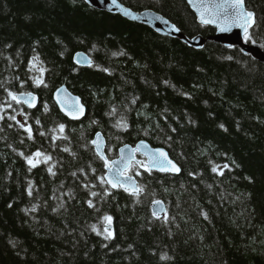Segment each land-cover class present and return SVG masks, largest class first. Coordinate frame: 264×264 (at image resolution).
Returning <instances> with one entry per match:
<instances>
[{"label": "trees", "instance_id": "obj_1", "mask_svg": "<svg viewBox=\"0 0 264 264\" xmlns=\"http://www.w3.org/2000/svg\"><path fill=\"white\" fill-rule=\"evenodd\" d=\"M117 1L188 38L214 35L184 0ZM245 6L256 43L244 42L264 53V0ZM79 52L91 67L74 63ZM61 86L81 98L82 120L58 111ZM10 91L37 95L38 107ZM98 132L109 161L144 140L181 173L133 165L142 191L111 190L92 146ZM37 151L51 159L30 169L20 153ZM155 201L164 217L152 214ZM105 215L111 239L91 227L103 233ZM0 264H264V63L211 41L194 50L83 0H0Z\"/></svg>", "mask_w": 264, "mask_h": 264}, {"label": "water", "instance_id": "obj_2", "mask_svg": "<svg viewBox=\"0 0 264 264\" xmlns=\"http://www.w3.org/2000/svg\"><path fill=\"white\" fill-rule=\"evenodd\" d=\"M189 7L190 11L194 14L196 21L198 24L202 26H208L214 29V35L208 37L207 39L202 36H196L193 38H188L185 36L180 30L172 31V27L175 26L169 20L164 18L162 15L151 11V10H143L140 12L133 11L120 2L116 0V5H113L112 0H83V2L90 7L99 12H104L110 15L119 16L131 23L139 24L145 26L152 30L155 34L178 40L182 44L186 45L189 48L194 50H202L205 43L207 41H211L213 43L223 45L224 47H238L245 55L251 56L253 59L258 62L264 63V53L256 44H248L244 42V32L243 29L236 26H231L230 30L221 31L220 27H228V24L225 22V13L224 11L218 7V5H227L230 0H184ZM200 11H204L205 15L209 18H214L215 23L202 24L200 21ZM175 28H177L175 26ZM74 63L81 68H89L92 65V61L90 58L82 53H76L73 56ZM29 93L18 95V99L20 103L25 106L29 110H35L39 104V98L37 95L31 93L32 96L35 97V100L32 101L31 97H28ZM27 99V102H25ZM52 100L56 105L58 111L63 115L67 120L76 122L82 120L86 115V107L83 104L81 98L75 94H73L66 86H61L57 88L52 96ZM82 110V111H81ZM75 117V118H74ZM101 136V140L98 141L101 144V151L106 156V139L103 134L98 132ZM97 139V133L94 135L93 140ZM92 146L97 154L96 145L92 143ZM156 150H163L167 153L168 158L176 164V166L180 169L178 163H176L169 155V153L159 147H152L148 142L141 140L137 142L135 145H123L118 149V156L116 159L112 161H119V163L113 164L112 161H109V164L112 168V173H115L118 169L120 170L119 179L124 181L126 177L131 176L128 174L129 169L132 165H137V161L142 162L138 159L142 157L144 159V163H148V153L155 152ZM124 156V160H121V156ZM100 158V156L97 154ZM131 157V160H129ZM108 159V158H107ZM104 161V160H103ZM127 164L128 168L125 169L124 165ZM140 167V166H139ZM151 172H156L159 174H169L177 176L181 173L180 171L171 172V171H161L159 169H152ZM111 173H109L108 167L105 170V176L111 177ZM104 176V177H105ZM132 180L137 185V180L134 176H131ZM107 184V183H106ZM111 190H117L119 188L125 190L128 188V191L133 194V189L131 187V182L124 183L123 187H112L110 184H107ZM140 193V192H139ZM138 193V194H139ZM163 209V210H161ZM152 214L155 212V217H164L166 215V207L163 203L160 204L153 203L151 205Z\"/></svg>", "mask_w": 264, "mask_h": 264}, {"label": "snow or ice", "instance_id": "obj_3", "mask_svg": "<svg viewBox=\"0 0 264 264\" xmlns=\"http://www.w3.org/2000/svg\"><path fill=\"white\" fill-rule=\"evenodd\" d=\"M190 2H193V0H190ZM113 5H116V0H112ZM218 7H220L224 13H225V22L228 24V27H220L221 31H225V30H230L231 26H236V27H240L243 29L244 32V38L245 41H249L251 40L253 43H256L255 40L252 39V34L250 33V29H252L255 25H256V15L254 12L248 10L245 6V0H230L229 3H227V5H218ZM200 21L202 24H209V23H215V19L214 18H209L208 16L205 15L204 11H200ZM172 31H179L178 28H175V26L172 27ZM123 54V53H121ZM33 61L34 62H39L38 61V57H33ZM35 65L33 64V67ZM36 83L37 86H39L40 84L43 83L42 79H37L34 81ZM165 83H168L167 81H165ZM8 95L12 98V100L17 101V103L20 102V100L18 99V97L12 93L11 91L8 93ZM28 97H31V100L34 101L35 97L31 95V93L28 94ZM27 102V99L26 101ZM133 103H135V100H133ZM82 111V110H81ZM11 119L15 120V117H10ZM75 118V117H74ZM22 128H24V130L26 132L29 133V138L31 139V128L27 127L25 128V126L23 124L20 125ZM63 125L60 126V130L63 131ZM116 127L118 128H127V124L126 123H122V122H117ZM221 127H223V125H221ZM102 138L100 136L99 133H97V139L93 140L92 143L94 145H96V149H97V154L100 156V158L102 160H104L106 167H108L109 169V173H111V177H101V183H107L110 184L112 187H123L124 183L126 182H131V187L133 189V194H138L140 191H142L141 188H139L135 182L132 180L131 176H128L125 178L124 181H121L119 179L120 176V170L118 169L115 173H112V168L111 165L109 164L108 159L105 157V155L103 154V152L101 151V144L98 143V141H100ZM65 151H67V149H65ZM21 156L24 157V159L26 160L27 164L30 166L31 168H35L37 167L38 164L44 162H48L51 157L47 156V155H43L41 152L37 151L36 153H34L31 156H24L23 153H20ZM148 163L144 164L142 162L137 161V165L142 166L145 168L146 171H151L152 169H159L161 171H171V172H179L180 169L176 166L175 163H173L172 160H170L168 158L167 153H165L163 150H156L155 152L152 153H148ZM36 158H42V159H36ZM124 156H121V160H124ZM129 160H131V157H129ZM113 164L119 163V161H112ZM225 168L228 167V165L224 166ZM124 168L127 169L128 165L125 164ZM218 170V166H214L212 168L213 172H217ZM48 171L50 173H52L53 175H55V173H53L52 171V167L48 168ZM140 173L137 172L136 175H139ZM219 174H223V172L221 171ZM125 191H128V188H125ZM29 195H31V185H29ZM91 195L93 197L97 196L96 192H92ZM156 204H160V201H155ZM88 205L89 207H94V204L91 200L88 201ZM11 206V205H9ZM60 207H63V204L60 205ZM32 211H35V206H33V208L31 209ZM163 210V209H161ZM154 215H156V213H153ZM104 221L106 222L105 224V228H104V232L101 233L99 231H97L96 225H92V230L96 231L98 235H104L105 239H111L112 238V231H111V221H112V217L109 215H105L104 216ZM161 259H167L166 256L161 257Z\"/></svg>", "mask_w": 264, "mask_h": 264}, {"label": "bare ground", "instance_id": "obj_4", "mask_svg": "<svg viewBox=\"0 0 264 264\" xmlns=\"http://www.w3.org/2000/svg\"><path fill=\"white\" fill-rule=\"evenodd\" d=\"M157 148V147H156Z\"/></svg>", "mask_w": 264, "mask_h": 264}]
</instances>
